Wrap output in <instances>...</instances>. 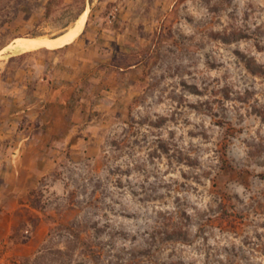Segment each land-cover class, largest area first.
<instances>
[{"label": "rangeland", "instance_id": "1", "mask_svg": "<svg viewBox=\"0 0 264 264\" xmlns=\"http://www.w3.org/2000/svg\"><path fill=\"white\" fill-rule=\"evenodd\" d=\"M100 1L0 0V61L70 40ZM149 12L117 58L141 64L124 107L42 180L24 213L41 232L1 241L0 264H264V0Z\"/></svg>", "mask_w": 264, "mask_h": 264}, {"label": "crops", "instance_id": "2", "mask_svg": "<svg viewBox=\"0 0 264 264\" xmlns=\"http://www.w3.org/2000/svg\"><path fill=\"white\" fill-rule=\"evenodd\" d=\"M166 1L101 0L87 24L88 11L76 21L78 33L86 26L73 43L77 32L62 44L67 31L0 61V242L22 226L41 232V220L31 223L24 213L39 211L31 201L42 180L66 153L80 151L96 119L124 107L141 64L124 67L118 55L134 51L141 30L149 29V10ZM113 7L120 14L111 27L100 12Z\"/></svg>", "mask_w": 264, "mask_h": 264}, {"label": "trees", "instance_id": "3", "mask_svg": "<svg viewBox=\"0 0 264 264\" xmlns=\"http://www.w3.org/2000/svg\"><path fill=\"white\" fill-rule=\"evenodd\" d=\"M83 12H84V9H81L80 11H78V13L76 15V19H78V17L81 16Z\"/></svg>", "mask_w": 264, "mask_h": 264}, {"label": "bare ground", "instance_id": "4", "mask_svg": "<svg viewBox=\"0 0 264 264\" xmlns=\"http://www.w3.org/2000/svg\"><path fill=\"white\" fill-rule=\"evenodd\" d=\"M77 33H78V32H77ZM72 35H73V34H72ZM74 35H75V34H74ZM35 40H36V39H35ZM44 40H45V39H44ZM50 40H51V39H50ZM55 40H56V39H55ZM66 40H67V39H64L62 42H65ZM40 41H41V40H40ZM45 41H46V40H45ZM48 41H49V40H48ZM46 42H47V41H46ZM50 42H51V41H50ZM50 42H49V43H50ZM25 43H26V42H25ZM47 43H48V42H47ZM49 43H48V45H50ZM17 46H18V44H17ZM25 46H26V45H25ZM34 46H35V45H34ZM27 47H28V46H27ZM42 47H43V46H42ZM38 49H39V48H38Z\"/></svg>", "mask_w": 264, "mask_h": 264}]
</instances>
